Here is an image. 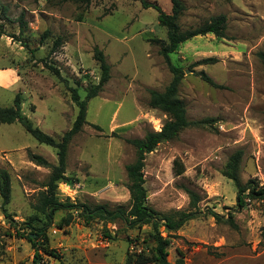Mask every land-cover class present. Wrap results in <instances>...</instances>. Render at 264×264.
<instances>
[{
	"label": "rangeland",
	"instance_id": "obj_1",
	"mask_svg": "<svg viewBox=\"0 0 264 264\" xmlns=\"http://www.w3.org/2000/svg\"><path fill=\"white\" fill-rule=\"evenodd\" d=\"M146 1L171 12L169 0ZM181 1V30L223 14L225 37L196 36L169 54L170 64L183 73L177 95L186 118L202 122L158 144L145 156L143 174L147 202L155 211H196L167 249L170 263L179 250L184 264H193L194 257L216 258L210 251L222 254L224 248L264 249V203L246 198L238 208L236 188L222 175L229 157L241 151V182L253 179L264 186V71L257 56L264 51V0ZM0 25V106H11L18 95L23 116L56 140L77 114L68 88L85 99L100 75L94 48L102 51L109 79L86 103V124L67 148L68 181H60L56 191L60 201L127 207L125 166L135 156L127 140L159 131L166 120L148 107L147 90L163 91L172 78L159 44L150 41L166 40L157 12L138 0H90L87 7L65 0H0ZM57 37L61 44L52 52ZM206 58L216 60L197 65ZM201 72L217 87L205 82ZM27 150L57 164L55 150L37 143L19 123L0 124V169L8 171L11 186L9 203L3 206L0 199V264H31L33 256L30 243L16 229L39 215L35 207L50 169L29 162ZM174 160L183 166L180 175L174 174ZM184 188L199 197L195 208ZM69 213L67 225L61 222L66 211L54 213L47 244L60 258L43 256L42 264H124L127 254L148 253L154 246L149 225L85 224L78 211Z\"/></svg>",
	"mask_w": 264,
	"mask_h": 264
},
{
	"label": "trees",
	"instance_id": "obj_2",
	"mask_svg": "<svg viewBox=\"0 0 264 264\" xmlns=\"http://www.w3.org/2000/svg\"><path fill=\"white\" fill-rule=\"evenodd\" d=\"M78 3L84 7L90 4V0H65ZM145 9L152 8L157 12V22L159 26L165 28L166 40L151 39L150 41L159 44V55L164 59L167 67L172 74L169 84L163 91L148 89V107L156 109L166 116L162 127L159 131H146L142 138L129 139L127 142L134 148V160L125 166L127 178L126 188L129 192V200L127 207L116 205L109 207L107 204H96L89 206L86 204H76L65 198L60 201L57 197V184L60 181H68L65 176L66 153L69 142L72 138L82 130V126L86 124V103L89 99L94 98L103 85L109 79V66L105 61V57L101 50L94 48L93 57L99 64V80L96 85L90 88L84 100H81L75 88H68L70 99L77 107V114L72 126L65 131L60 140H56L50 135L42 132L37 126L23 116L21 112V104L18 95L13 99V103L8 107L0 106V124L19 123L24 131L28 133L37 143L52 147L55 150L57 164L49 163L42 156L34 154L29 150L26 156L29 162L37 167L50 169L48 180L43 185L44 191L40 193L38 205L35 209L39 215L31 216L28 221L21 223V227H17V234L23 236L33 249L31 264H42L43 256L59 260V254L52 248L48 247V238L46 231L52 224V218L56 211L64 210L67 215L61 219L63 225H67L72 218L70 211H78V216L87 224L92 220H98L103 223H115L120 221L128 228H141L143 225H149L151 228V239L154 243L153 248L148 252L143 251L130 255L127 254L124 264H184V254L182 251H176V259L173 263L167 260V249L170 246V240L177 237L175 234L182 225L194 218L196 211L184 212L173 211L168 214H160L151 208L147 202L146 189L144 187V160L145 156L151 153L158 144L175 140L180 132L189 127L197 126L202 121H189L186 118V110L182 100L178 98V86L182 79L183 73L180 68L170 64L169 54L174 53L180 44L191 40L196 36H204L212 34L216 38H224L226 16L223 14L211 17L201 26L181 30L178 20L185 10V5L181 0H169L171 4V12L165 13L154 3L146 0H138ZM20 22L21 19H20ZM1 28V25H0ZM61 44V38L57 37L53 41L51 51L54 52ZM264 71V51L257 53ZM216 59L206 58L200 60L197 65L213 63ZM52 73L60 78L59 72L54 67H48ZM202 79L211 86L217 85L204 73H200ZM94 128H98L94 126ZM241 151L232 154L222 171V175L231 180L236 188V205L243 208L246 205L245 199L256 200L264 203V186H259L253 179L242 183L239 178V163L241 160ZM173 171L175 175H180L184 171L182 164L174 160ZM189 198V206L195 208L199 197L190 189L184 188ZM10 176L7 170L0 169V199L3 206L10 201ZM216 220H222L217 213H210ZM231 215H227V222L232 226ZM38 223H41L38 225ZM62 228V225H58ZM164 233V236L162 235ZM260 233L264 235V225L260 229ZM215 257L222 256L221 253H211Z\"/></svg>",
	"mask_w": 264,
	"mask_h": 264
},
{
	"label": "crops",
	"instance_id": "obj_3",
	"mask_svg": "<svg viewBox=\"0 0 264 264\" xmlns=\"http://www.w3.org/2000/svg\"><path fill=\"white\" fill-rule=\"evenodd\" d=\"M193 260V264H264V249L256 252L254 247L250 249L242 245L236 248H224L220 257H194Z\"/></svg>",
	"mask_w": 264,
	"mask_h": 264
}]
</instances>
